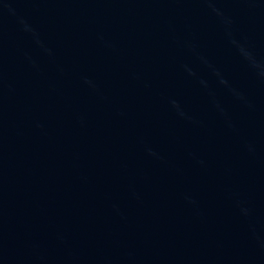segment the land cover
Returning a JSON list of instances; mask_svg holds the SVG:
<instances>
[{"label":"water","instance_id":"obj_1","mask_svg":"<svg viewBox=\"0 0 264 264\" xmlns=\"http://www.w3.org/2000/svg\"><path fill=\"white\" fill-rule=\"evenodd\" d=\"M0 39L149 264H264V0H0Z\"/></svg>","mask_w":264,"mask_h":264}]
</instances>
